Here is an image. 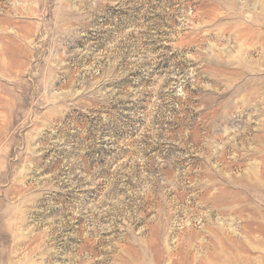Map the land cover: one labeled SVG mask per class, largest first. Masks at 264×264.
I'll return each instance as SVG.
<instances>
[{
    "label": "rangeland",
    "instance_id": "374dc122",
    "mask_svg": "<svg viewBox=\"0 0 264 264\" xmlns=\"http://www.w3.org/2000/svg\"><path fill=\"white\" fill-rule=\"evenodd\" d=\"M0 264H264V0H0Z\"/></svg>",
    "mask_w": 264,
    "mask_h": 264
}]
</instances>
